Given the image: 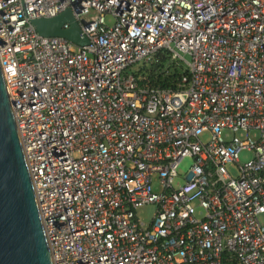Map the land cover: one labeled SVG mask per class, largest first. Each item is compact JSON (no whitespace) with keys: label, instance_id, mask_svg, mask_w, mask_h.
<instances>
[{"label":"built area","instance_id":"1","mask_svg":"<svg viewBox=\"0 0 264 264\" xmlns=\"http://www.w3.org/2000/svg\"><path fill=\"white\" fill-rule=\"evenodd\" d=\"M0 67L53 264H264V0H0Z\"/></svg>","mask_w":264,"mask_h":264},{"label":"water","instance_id":"2","mask_svg":"<svg viewBox=\"0 0 264 264\" xmlns=\"http://www.w3.org/2000/svg\"><path fill=\"white\" fill-rule=\"evenodd\" d=\"M65 23H69V29H63ZM34 24L43 36H59L87 45L78 38V25L68 12ZM0 264H53L1 67Z\"/></svg>","mask_w":264,"mask_h":264},{"label":"rangeland","instance_id":"3","mask_svg":"<svg viewBox=\"0 0 264 264\" xmlns=\"http://www.w3.org/2000/svg\"><path fill=\"white\" fill-rule=\"evenodd\" d=\"M90 15H92V13H90ZM107 20H109L111 23L114 21V18L111 16L107 17ZM185 59L187 61H190L191 57L187 54L184 55ZM170 57H166V61L163 64L164 68H167L170 66L171 70H173V61L171 60ZM152 70V65L150 64V62H140L134 66H132L130 68V72L132 73H138L142 76H149ZM251 157L250 154L248 153H242L241 154V161L244 162L246 160V158ZM191 162L189 159H186L182 164H181V170L186 172V170L190 167ZM181 182V180H179ZM155 206L153 205H146L142 208H139L136 210V214L138 215V217L143 220L146 223H149L155 213Z\"/></svg>","mask_w":264,"mask_h":264},{"label":"trees","instance_id":"4","mask_svg":"<svg viewBox=\"0 0 264 264\" xmlns=\"http://www.w3.org/2000/svg\"><path fill=\"white\" fill-rule=\"evenodd\" d=\"M165 61H166V58L163 57L160 61L161 67L163 66ZM180 75H181V72H179L178 69L175 66H173V70L171 71L168 78L166 79L159 78L157 82H154V84H157L161 87H168L170 86V83H172L171 80L175 81L176 79L180 77Z\"/></svg>","mask_w":264,"mask_h":264}]
</instances>
